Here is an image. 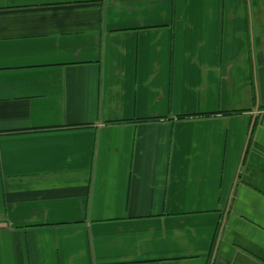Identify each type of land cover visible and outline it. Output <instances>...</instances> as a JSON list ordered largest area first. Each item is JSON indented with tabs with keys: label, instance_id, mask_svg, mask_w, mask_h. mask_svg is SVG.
<instances>
[{
	"label": "crops",
	"instance_id": "crops-1",
	"mask_svg": "<svg viewBox=\"0 0 264 264\" xmlns=\"http://www.w3.org/2000/svg\"><path fill=\"white\" fill-rule=\"evenodd\" d=\"M0 264H264V0H0Z\"/></svg>",
	"mask_w": 264,
	"mask_h": 264
}]
</instances>
